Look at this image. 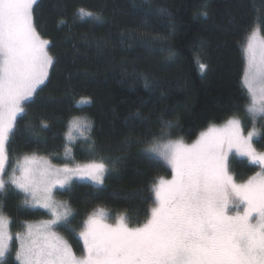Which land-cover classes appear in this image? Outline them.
Instances as JSON below:
<instances>
[{
    "label": "trees",
    "instance_id": "16d2710c",
    "mask_svg": "<svg viewBox=\"0 0 264 264\" xmlns=\"http://www.w3.org/2000/svg\"><path fill=\"white\" fill-rule=\"evenodd\" d=\"M80 8L102 14L103 22L80 19ZM34 24L51 42L53 65L47 81L25 102L26 115L17 119L7 155L12 162L34 153L55 164L103 159L108 165L103 185L74 180L57 193L72 210L71 223L57 230L79 254L78 232L95 210H108L110 219L123 214L133 226L150 216L153 184L172 175L166 162L143 151L162 121L174 122L172 139L187 141L234 116L246 132L253 127L241 80L248 35L255 29L264 37V0H37ZM200 62L207 65L203 72ZM84 96L91 103L77 107ZM74 116L92 120L94 151L83 138L66 139ZM255 127L254 146L264 152V121L257 119ZM259 167L230 156L237 182ZM24 199L14 187L0 193L13 234L48 217ZM6 264H19L13 248Z\"/></svg>",
    "mask_w": 264,
    "mask_h": 264
},
{
    "label": "snow or ice",
    "instance_id": "6c2138e0",
    "mask_svg": "<svg viewBox=\"0 0 264 264\" xmlns=\"http://www.w3.org/2000/svg\"><path fill=\"white\" fill-rule=\"evenodd\" d=\"M36 4L37 0H0V193L14 187L25 194V204L47 208L52 217L39 226L26 225L23 233L16 234L19 264H264V152L254 146L259 134L255 121H264V37L258 30L247 37L241 80L252 130L245 133L234 116L223 127L213 125L187 144L182 138H171L173 121H162L159 133L143 151L166 162L172 175L153 184L150 216L132 227L123 214L109 222L103 208L95 210L78 232L83 241V254L78 256L57 231L71 223L72 210L53 198V190L70 185L73 178L103 184L108 165L100 159L56 167L33 153L25 154L16 167L6 168L7 144L17 119L26 115L25 102L36 95L53 65L51 42L41 37L34 24ZM78 16L104 19L84 8L78 9ZM199 68L203 72L207 65L200 62ZM145 86H149L146 78ZM90 103V98L81 97L76 106ZM92 131V120L74 116L65 135L70 142L83 138L94 151ZM233 150L259 165L261 172L237 182L230 173ZM71 151L65 148L66 155ZM7 224L0 206V264H6L11 251L13 235Z\"/></svg>",
    "mask_w": 264,
    "mask_h": 264
},
{
    "label": "rangeland",
    "instance_id": "374dc122",
    "mask_svg": "<svg viewBox=\"0 0 264 264\" xmlns=\"http://www.w3.org/2000/svg\"><path fill=\"white\" fill-rule=\"evenodd\" d=\"M49 72H50V69H49ZM49 78V77H48ZM47 81V80H46ZM45 81V82H46ZM43 85V84H42ZM85 98H91L90 96H84ZM239 118V117H238ZM240 119V118H239ZM241 120V119H240ZM228 121V120H227ZM227 121H225V122H223V123H221V124H219V125H214V126H216V127H223L224 126V124L227 122ZM242 127H243V123H242ZM256 128V130H257V132H258V129H257V127H255ZM208 130V128L207 129H204V130H202V131H200V133L201 132H205V131H207ZM252 130V129H251ZM250 130V131H251ZM200 133L195 137V138H193V139H191V140H189V141H187V140H184V142L185 143H187V144H191V143H194L197 139H199V137H200ZM245 133H247L246 131H245ZM69 148H71V145L69 146ZM256 148V147H255ZM257 149V148H256ZM258 151V150H257ZM238 155L236 152H235V150H233V153H232V155ZM238 156H240V155H238ZM40 157H44V158H46L48 161H50V163L53 165V166H56V167H63V165L64 164H55V163H53L51 160H50V158L47 156V157H45V156H40ZM242 157V156H241ZM245 158V157H244ZM20 159H22V158H20ZM20 159H18V160H20ZM18 160H15L14 162H12L11 160H10V158L8 157V162H7V165H6V168L7 169H12V168H14V167H16V163H17V161ZM88 163V162H87ZM80 164H85V163H80ZM72 165H74V164H69V166H72ZM171 168V167H170ZM172 170V169H171ZM258 172H261V168L259 167L257 170H256V172L254 173V174H252V175H250L249 176V178L250 177H252V176H255ZM105 177V176H104ZM249 178H247V179H249ZM169 179H171V176L169 177V178H167V179H165V180H169ZM246 179V180H247ZM74 180H81L80 178H73V180L71 181V183L74 181ZM82 180H87V181H89V182H91V183H94V184H96V185H103V184H97V183H95L94 181H92V180H89V179H87V178H85V179H82ZM245 180V181H246ZM242 182H244V181H242ZM70 183V184H71ZM70 185H68V186H66V187H64V188H59V187H57V188H55L54 190H53V198L57 201V202H61V203H66V204H68V202H67V200L66 199H64V198H62V197H59V196H57V193L59 192V190H62V189H65V188H68ZM34 207H36V208H38V207H40V208H43V209H45L47 212H48V217L47 218H44V219H39V221H32V222H29L27 225H33V226H39V225H41L42 223H44L45 221H48L49 219H51L52 217H51V212L47 209V208H44V207H41V206H39V205H34V204H32ZM71 208V207H70ZM109 215H110V213L108 212V210H106V209H104ZM5 217H7L6 215H4ZM109 218H110V216H109ZM7 219H8V224H7V230L13 235V239H12V241H11V248H13V250H14V253L18 250V247H19V240L16 238V234L17 233H23L24 231H25V228L24 229H22V230H20V232H17L16 234H13L12 233V231H10V221H9V218L7 217ZM69 219H70V217H69ZM109 222H112V219H109ZM130 226H132V227H135V226H133V225H131L130 224ZM58 232H59V234L61 235V236H63L70 244H71V242H70V240H68V238L66 237V235L65 234H63V232H60L59 230H57ZM78 238H79V236H78ZM79 240H80V238H79ZM81 244H82V246H83V241L81 240ZM71 246H72V244H71ZM72 248H73V246H72ZM73 251L79 256V255H82V254H79V253H77L75 250H74V248H73ZM17 262H19V261H17Z\"/></svg>",
    "mask_w": 264,
    "mask_h": 264
}]
</instances>
